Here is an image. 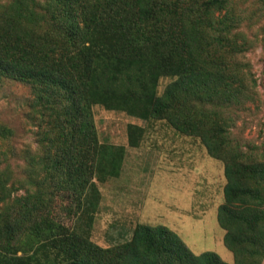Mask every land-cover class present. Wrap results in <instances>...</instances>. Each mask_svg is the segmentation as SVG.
Masks as SVG:
<instances>
[{"label": "trees", "instance_id": "1", "mask_svg": "<svg viewBox=\"0 0 264 264\" xmlns=\"http://www.w3.org/2000/svg\"><path fill=\"white\" fill-rule=\"evenodd\" d=\"M245 1V0H242ZM264 11V0H254ZM236 0H11L0 5V76L31 88L28 117L37 149L22 150L26 193L12 196L1 142L0 264H262L264 159L229 137L227 109L254 95L241 56L252 42ZM163 77H170L160 93ZM254 82V83H253ZM164 120L197 137L225 164L218 222L235 261L195 253L170 227L138 223L128 240L103 247L89 229L49 214L57 191L79 194L80 214L101 201L98 182L118 177L127 150L101 141L94 106ZM137 147L144 127L130 123ZM20 181V180H19ZM79 217V216H78Z\"/></svg>", "mask_w": 264, "mask_h": 264}, {"label": "rangeland", "instance_id": "2", "mask_svg": "<svg viewBox=\"0 0 264 264\" xmlns=\"http://www.w3.org/2000/svg\"><path fill=\"white\" fill-rule=\"evenodd\" d=\"M9 1L0 0V5ZM236 3L247 17L242 29L252 45L241 59L255 87L252 99L226 110L231 117L229 137L247 156L264 159V11L254 0ZM170 81L160 80V93ZM30 97L28 85L0 76V122L14 131L11 139L1 142L11 166L12 196L25 194L30 186L24 180L22 150H36L38 144L37 128L27 115ZM94 112L101 141L126 147L123 170L118 177L98 182L101 201L91 225L88 215L80 214V197L73 191L56 192L49 204L51 218L70 228L89 229L90 239L103 247L131 238L138 223L163 224L195 253L216 251L233 263L234 252L224 242L226 230L217 217L227 181L224 162L213 158L199 138L177 132L164 120H145L102 105H95ZM130 123L144 127L137 147L129 143Z\"/></svg>", "mask_w": 264, "mask_h": 264}]
</instances>
